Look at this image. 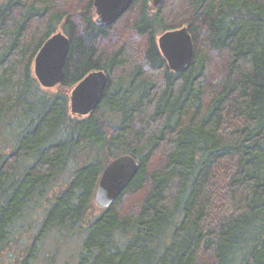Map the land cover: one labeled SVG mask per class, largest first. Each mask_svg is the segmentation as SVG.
Segmentation results:
<instances>
[{"label": "trees", "instance_id": "16d2710c", "mask_svg": "<svg viewBox=\"0 0 264 264\" xmlns=\"http://www.w3.org/2000/svg\"><path fill=\"white\" fill-rule=\"evenodd\" d=\"M150 1L101 27L94 0H0L1 263L23 241L4 264H264V0ZM184 26L195 59L176 72L157 35ZM59 31L65 79L46 89L33 64ZM95 70L103 100L73 115ZM122 154L138 173L95 214Z\"/></svg>", "mask_w": 264, "mask_h": 264}, {"label": "water", "instance_id": "95a60500", "mask_svg": "<svg viewBox=\"0 0 264 264\" xmlns=\"http://www.w3.org/2000/svg\"><path fill=\"white\" fill-rule=\"evenodd\" d=\"M135 0H94L96 24H115L130 8ZM164 0H154L159 7ZM159 49L171 70L183 72L194 62V38L187 26L163 32L158 37ZM34 60V74L40 85L52 88L63 83L66 61L69 56L71 41L63 31H59L44 42ZM108 73L95 70L85 76L70 94L72 114L86 116L101 103L108 83ZM140 163L129 154L114 158L103 169L96 189L95 204L100 208H109L130 185L138 173Z\"/></svg>", "mask_w": 264, "mask_h": 264}, {"label": "rangeland", "instance_id": "374dc122", "mask_svg": "<svg viewBox=\"0 0 264 264\" xmlns=\"http://www.w3.org/2000/svg\"><path fill=\"white\" fill-rule=\"evenodd\" d=\"M152 5V3H151ZM161 34V33H160ZM160 34L157 35V38L160 36ZM159 39V38H158ZM59 85H56L55 87H52V88H57ZM52 88H46V89H52ZM136 198V197H135ZM137 200L133 199V200H128L126 203H124L125 205H127L128 207H132L134 205V202H136ZM96 205V204H95ZM101 208L98 207L96 205V210H94V213L97 214L99 212ZM20 239H23L22 237H20ZM19 244L21 245V248H23V245H24V242L23 241H19ZM19 244L15 243L14 247H13V250H14V253L12 251H10V245L1 253V257H4V255L6 256L4 261L0 264H4L6 261L8 260H15V257L17 256V253L20 252V250L18 249V246ZM63 245H65L66 247H63L60 249L61 253L63 254L62 257L60 258L59 261H61L62 259L63 260H68L71 253L72 252H75L76 251V246H75V243L73 242H70L69 244L68 243H62ZM9 251V253H8ZM14 257V258H11ZM11 258V259H10ZM64 262V261H63Z\"/></svg>", "mask_w": 264, "mask_h": 264}, {"label": "bare ground", "instance_id": "6f19581e", "mask_svg": "<svg viewBox=\"0 0 264 264\" xmlns=\"http://www.w3.org/2000/svg\"><path fill=\"white\" fill-rule=\"evenodd\" d=\"M152 3V6H153V8H155V9H157V8H159V7H156L155 5H154V0H151L150 1V4ZM161 4H159V6H160ZM74 115V114H73ZM75 115H77V114H75ZM79 116V115H78Z\"/></svg>", "mask_w": 264, "mask_h": 264}]
</instances>
